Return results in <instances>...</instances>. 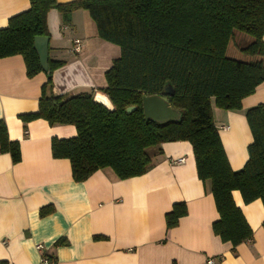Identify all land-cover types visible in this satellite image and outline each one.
<instances>
[{
    "label": "trees",
    "instance_id": "trees-1",
    "mask_svg": "<svg viewBox=\"0 0 264 264\" xmlns=\"http://www.w3.org/2000/svg\"><path fill=\"white\" fill-rule=\"evenodd\" d=\"M51 9L58 10L64 25L70 24L73 11L87 10L98 36L120 48V56L104 73L106 86L100 88L111 108L95 100L92 92L53 95L51 74L63 62L48 59L50 70L37 110L18 117L23 122L44 119L49 125L74 126V136L51 138L52 157L69 160L76 182L104 168L127 179L151 168L150 148L188 141L197 176L208 185L218 213L213 233L233 247L250 240L252 230L232 192L239 191L245 204L259 199L264 208V103L246 110L252 141L239 170L229 165L212 107L239 110L241 100L264 81V0H29L27 10L0 28V58L20 55L29 78L43 72L33 41L49 37L46 18ZM238 33L251 38L239 47L249 60L226 56ZM167 84L173 87L169 101L180 118L165 123L145 119L142 97L159 95ZM129 106L135 109L127 112ZM4 152L13 164L21 159L19 142L8 138L0 120ZM52 210L42 207L39 215ZM186 213L184 202L174 203L165 213L166 228L177 226ZM54 245H67V240L59 238ZM44 255L56 263L53 256Z\"/></svg>",
    "mask_w": 264,
    "mask_h": 264
},
{
    "label": "crops",
    "instance_id": "crops-1",
    "mask_svg": "<svg viewBox=\"0 0 264 264\" xmlns=\"http://www.w3.org/2000/svg\"><path fill=\"white\" fill-rule=\"evenodd\" d=\"M28 8L29 0H0V28ZM46 20L48 59L63 62L51 74L53 95L92 92L95 100L99 94L111 104L100 88L106 86L105 71L120 56L119 46L98 36L87 10L73 11L68 25L57 9L49 10ZM75 39L79 52L73 50ZM46 78L45 72L27 77L20 55L0 58V120L21 154L13 164L9 153H0V264H41L42 252L56 264H264L262 202L245 204L233 191L252 238L235 247L222 242L212 231L218 213L208 185L197 176L188 141L151 148L152 166L143 175L118 179L104 168L74 181L69 160L51 155V138L74 136V126L18 117L37 110ZM259 103H264V81L241 100V109L212 107L232 170L248 158L252 135L245 113ZM177 158L183 160L174 162ZM176 202H184L187 213L167 229L165 213ZM45 206L53 210L40 217ZM59 238L67 245L55 246Z\"/></svg>",
    "mask_w": 264,
    "mask_h": 264
},
{
    "label": "water",
    "instance_id": "water-1",
    "mask_svg": "<svg viewBox=\"0 0 264 264\" xmlns=\"http://www.w3.org/2000/svg\"><path fill=\"white\" fill-rule=\"evenodd\" d=\"M48 42L49 37L47 36H36L33 41V47L37 52L40 66L45 73H48L50 70L48 64ZM172 94L173 87L167 84L159 95L153 94L143 96L142 109L145 119H150L158 123L177 121L181 113L170 104L169 96ZM134 109L135 106H129L126 108V111L131 112Z\"/></svg>",
    "mask_w": 264,
    "mask_h": 264
},
{
    "label": "rangeland",
    "instance_id": "rangeland-1",
    "mask_svg": "<svg viewBox=\"0 0 264 264\" xmlns=\"http://www.w3.org/2000/svg\"><path fill=\"white\" fill-rule=\"evenodd\" d=\"M251 38L247 35H244L242 33H238L233 41L230 42L227 51H226V56L238 60H249L250 57L247 55L242 54L239 51V47L243 46L246 44L248 41H250ZM213 114V110H212ZM151 148L149 149V151Z\"/></svg>",
    "mask_w": 264,
    "mask_h": 264
},
{
    "label": "built area",
    "instance_id": "built-area-1",
    "mask_svg": "<svg viewBox=\"0 0 264 264\" xmlns=\"http://www.w3.org/2000/svg\"><path fill=\"white\" fill-rule=\"evenodd\" d=\"M74 43H75V46H74V48H73V50L75 51V52H79V50H80V41L78 40V39H75L74 40ZM26 133V132H25ZM183 159H181V158H177V159H175L174 160V162H180V161H182ZM43 247H42V245L41 244H38L37 245V249H39V250H41ZM210 262V261H209ZM40 263L41 264H56L53 260H51V259H49L47 256H45L44 255V252H42V254H41V259H40Z\"/></svg>",
    "mask_w": 264,
    "mask_h": 264
},
{
    "label": "bare ground",
    "instance_id": "bare-ground-1",
    "mask_svg": "<svg viewBox=\"0 0 264 264\" xmlns=\"http://www.w3.org/2000/svg\"><path fill=\"white\" fill-rule=\"evenodd\" d=\"M96 100L99 101V102H101V103H103L104 105H106V106H108V107L111 106V104H109V103L106 101V99H105L103 96L99 95V94L96 96Z\"/></svg>",
    "mask_w": 264,
    "mask_h": 264
}]
</instances>
